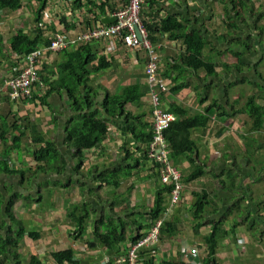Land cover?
Listing matches in <instances>:
<instances>
[{
  "label": "crops",
  "instance_id": "obj_1",
  "mask_svg": "<svg viewBox=\"0 0 264 264\" xmlns=\"http://www.w3.org/2000/svg\"><path fill=\"white\" fill-rule=\"evenodd\" d=\"M21 1L22 8L0 11V164L8 160L6 163L10 169V175L0 174V190L5 201L4 209L11 197H18L14 199L11 211L27 229L19 249L22 264H31L32 256L40 260V264H58L52 259L51 252L62 249L76 251V262L65 264H117V258L127 255L131 242L127 240L119 245L107 246L95 238L92 227L85 239L77 240L74 236L76 224L69 218L68 211L75 205L89 203L93 211L92 220H99L104 215L112 214L115 202L117 219L126 224L128 237L146 234L149 229L139 225L140 222L148 224V213L154 205L157 187L161 185L158 170L151 162H140L134 167L133 177L121 180L117 190L103 184L100 180L102 175L113 179L119 169L131 168L133 160L140 159V154H135L134 159L130 157L127 150L134 152L136 146L132 140L127 141V136L112 124L103 143L84 152V166L76 172L79 164L75 158L77 149L68 141V130L74 126L78 113L69 102L71 98L68 94L53 90L44 101L41 100L42 96L24 101L10 98L6 84L22 67L24 55L13 50L11 41L20 31L33 36L37 25L33 6L38 2ZM50 1L42 15L52 24L50 28L66 30L69 34L83 30L81 20L82 15L88 20L85 16L87 9L74 10V0H56L49 6ZM92 1L97 3L99 0ZM110 4L114 8H121L127 4V0H111ZM52 11L55 17L51 15ZM256 11L257 15L264 16V0H248L244 4L239 0H147L145 3V24L153 25L158 24L159 20L177 18L185 24L187 31H199L204 36L205 57L218 65L227 63L230 67L227 70L218 67L219 77H207L203 70L195 72L186 67L182 72L184 39H172L168 32H152L161 55V73L170 88L163 97V108L169 110L173 103H177L195 115L204 112L210 105L214 107L210 111L208 126L192 132L198 147V161L205 165L207 175L185 185L184 197L179 205L173 207L171 197L166 199L168 210L163 217L166 223L176 228V233L164 232L159 244L143 248L144 260L153 259L154 264L191 263L189 256H186L190 248L198 247L203 238L210 234L211 216L219 219L223 212H229L228 206L222 207L221 204L218 212L209 209L204 215L208 217L206 224L196 233V221L190 212L194 200L192 195L206 192L214 201L233 200L231 194L219 193L217 188L222 169L233 165L240 175L247 177L246 183L251 188L253 200L250 209L243 205L242 210L234 211L241 224L237 229L236 241L225 239L221 242L217 256L221 264H264V245L254 241L256 237L264 236V226H255V238L247 229L255 217L264 216V128L252 130L253 118L243 112L251 96L257 106L264 108V95L256 86H264V81H259L256 74L260 73L264 78V31L257 29L261 23L255 16ZM68 12L80 19V25L75 29L65 28L63 19ZM108 16L107 8V13L100 18L103 17V21L112 20ZM67 23L71 24L69 21ZM250 38L253 43L251 48L235 42ZM95 47L101 55L104 53L100 50L104 47L100 41L96 42ZM114 48L116 51L108 55L112 67L99 73L98 76H101L96 84H103L112 94H120L125 87L140 83L146 92V51L131 49L122 43L115 44ZM229 49L239 52L240 57ZM48 53L45 55V65L51 71L62 61L63 53ZM239 58L244 65H236ZM183 84L186 88L179 94L172 92V88H179ZM97 108L100 109V106L97 105ZM126 108L135 115H146V122L152 121L153 108L148 91L141 101L128 103ZM41 139L50 140L57 146L61 153L59 161L64 159L66 163L62 174L50 172L51 165L48 173H30L31 167L35 166L33 152L42 144L38 143ZM170 149L172 159L171 145ZM176 169L186 177L191 166L183 161ZM43 201H49L48 206L43 207ZM232 223L230 219L226 221L225 228L230 229ZM89 241L96 244L88 246ZM200 251L205 256V247Z\"/></svg>",
  "mask_w": 264,
  "mask_h": 264
},
{
  "label": "trees",
  "instance_id": "obj_2",
  "mask_svg": "<svg viewBox=\"0 0 264 264\" xmlns=\"http://www.w3.org/2000/svg\"><path fill=\"white\" fill-rule=\"evenodd\" d=\"M28 1L31 3L38 2L40 4L39 10L36 13V32H34V35L32 36L28 35L24 31H20V33L12 39L11 42L13 50L19 54H24L21 60L22 67L19 68L17 74H15L13 78L20 76L25 70V62L23 63V61L27 60L29 53L41 46L49 45L50 36L57 31L50 28L52 24H50L47 19L44 20L42 17L48 0ZM74 1V10L89 7L90 9L87 10H90V14L98 13V22L103 18H100L101 15H105L107 13V8L112 6L110 4L111 0H99L97 3L92 0ZM245 1L248 0H239V2L243 4ZM22 6L23 4L21 0H0V11L6 9L17 10L22 8ZM94 9H97V12H95ZM244 9H246V7H244ZM252 13L254 14V11H252ZM255 16H258L257 20L261 23V25L257 26V29L260 32H263L264 22H262V19L264 16L261 14L257 15V11ZM87 18L88 20L86 17H84L85 20H81V23L84 25V31H88L93 28V20L90 16H87ZM63 20L66 29H75L80 25V19H78L77 15H74V18L71 20H66L65 18ZM67 21L71 22V24L67 23ZM159 21L160 22L158 24L153 25L145 24L144 22L146 27L149 29L151 40L153 42L155 41V37L152 36V32L155 31L168 32L170 33V37L172 39H184L185 53L182 55V72H184L186 67L194 70L195 72L203 70L205 71L207 77H219L220 74L217 71L218 67L221 66L226 70L229 69V64L223 63L218 65L217 63H214L211 58H207L203 55L206 40L199 31H187L185 24L174 17ZM233 27L237 28L236 26ZM99 41L104 46L103 49H100L104 52L102 55L95 47L96 42ZM235 42L236 44L246 46L247 48H251V46H253L251 38L249 40L238 39ZM114 51L116 50L109 47L107 40L91 39L89 42H82L72 48L54 51L61 52L63 55L61 54L62 61L56 64L51 71H49L47 65H45L46 60L44 56L42 58V62L35 64L42 75L41 80L34 83V86H37L35 88L36 90L34 89V92L38 94L29 100H35L37 98H41L40 96H42L41 100L44 101L49 93L53 92V90L66 92L69 98H71L69 102H72L75 111L78 113V118L74 126L68 130V141L71 142L77 149L75 158L78 159L79 164L76 172H79L84 166V152L88 149H93L101 145L105 137L109 134L110 125L114 124L118 130H120L121 134L127 136V141L128 139L132 140L136 146L134 152L127 150L130 157L134 159L135 154H140V159L135 158L132 165L130 164L131 168L123 167L122 169H119L113 179L109 180L107 179V176L102 175L100 178V180L102 179V183L108 184L109 187L117 190L120 188V181L132 178L134 175L133 172L135 171L134 167L139 165L140 162L145 161L151 162L154 169L158 170V178L161 183L160 177L163 166L155 159H151L149 157V147L153 141L151 122H146L144 118L146 115H135L126 108L128 103H138L141 101L143 96L146 95L147 90L145 92L142 84L134 83L125 87L122 93L112 94L103 84H96L101 76H98L99 73L105 72L112 67V60H108V55H111ZM229 51H232L231 53L235 56L240 57L239 52H236L233 49H229ZM48 52L54 53L50 50H48ZM236 65L244 64L240 62L239 58V63ZM91 67H93V69ZM256 74L258 75L259 81H264V78L260 73ZM256 86L264 95V86L259 84ZM185 88L186 85L183 84L179 88H172V92L174 94H179ZM98 98L100 101H96ZM20 100L24 101L28 99L21 98ZM97 105L100 106V109L97 108ZM213 107L214 105H210L205 108L204 112L197 113L195 115H191L189 113V109L180 106L177 103H173L168 110L170 113H174L178 117L177 121L172 124L171 128L165 132V140L172 147L173 163L171 162V164L174 167H177L181 165L183 161H186L191 166L190 173L186 177L182 175L180 185H183L184 188L186 184L201 180L207 175L205 165L198 161V147L192 137V132L195 129L208 126L211 119L210 111ZM243 112L249 114L251 119L253 118L252 130L258 131L264 128V108L257 106L252 96L247 100ZM38 143L42 144L39 145L33 152V162H35V166L31 167L30 173L34 175H39L45 172L48 173L47 169L49 168V165L52 166L50 169V172L52 173L62 174L65 172L66 163L64 159L59 161L61 153L59 152L57 146H55V143L45 139H41ZM123 148L127 149V147ZM6 162L8 163V160L0 164V174L10 175L9 165ZM222 172V176H220L218 181V192L220 193V191H222L231 194L233 196V200L228 201L220 199L218 201H214L213 199H210L209 194L206 192L193 193L192 195L194 200L190 212L191 217L196 221V233H198L199 230L206 224L208 217H205L204 215L209 209L218 212L217 208L219 204H221L222 207L228 206L229 210L227 213L223 212V216L219 219H215L211 216V219L209 220L211 232L203 238L202 242L198 246L199 260L202 259V261H200L201 264H221L217 256L218 248L221 242H224L225 239L236 241L235 238L237 236V229L241 225L239 217L234 214V211L242 210L244 208L243 205L250 209L251 200H253L251 196V188L246 183V176L240 175V171H237L233 165L225 166L222 169ZM22 175L24 176L25 173H22ZM177 188V184H161L157 187L154 205L148 213V220L150 222L148 221V224L146 225L140 222L141 225H139V227L144 228L145 226L146 230L149 229L151 231L157 221L162 220L161 229L159 230V240L153 246L160 243L161 234L164 232H168L170 234L176 233V228L171 223L168 224L165 222L163 213L168 210L166 209V199L169 197H171V205L173 207L182 202L185 191L181 202L177 205L172 204V198L174 193L177 191ZM131 189L133 190V187ZM16 198L18 197H11L8 206L4 209L3 205L5 201L0 190V264H22L19 249L21 242L26 236L27 229L23 222L16 218L11 211V207L14 205V199ZM246 202L249 204L246 205ZM112 209V214L104 215L102 219L99 220H92L93 211L89 203L75 205L69 209L68 216L76 224V230L74 232L75 238L77 240L85 239L88 235L90 227L93 228L95 238L107 246L116 244L119 245L129 240L131 242V247L147 236V233H139L132 234L128 237V233L125 228L126 224L124 221H119L117 219V214L115 213V202L112 205ZM229 219L233 221V223L231 228L227 230L225 228V222ZM258 224L264 226V216L261 215L260 217H255V219L251 221V225L247 228L253 238H255L253 230ZM254 241L264 245V236L256 237ZM95 244V242H88V246ZM202 247H205V256L201 254L200 249ZM188 256L191 261L190 264H198L194 261L195 257L191 254L190 250L186 257ZM51 257L54 262L58 264L75 263L76 251L75 249L56 250L51 252ZM140 257L142 259V264H154L153 259H143V251H141ZM31 259V264H40V260H38L35 256H32Z\"/></svg>",
  "mask_w": 264,
  "mask_h": 264
},
{
  "label": "built area",
  "instance_id": "obj_3",
  "mask_svg": "<svg viewBox=\"0 0 264 264\" xmlns=\"http://www.w3.org/2000/svg\"><path fill=\"white\" fill-rule=\"evenodd\" d=\"M146 1L127 0V4L121 8L108 7V18L115 21L113 24H104L103 20L98 22V13L90 14V10H87L88 14L85 16L91 17L94 22L93 28L88 31L81 30L77 34H69L66 30H57L50 36L49 45L41 46L29 53L27 60L23 61V63L25 62V70L20 76L8 80L6 86L12 100H20L21 98L29 100L38 94L34 92L37 87L34 86V83L40 81L42 75L35 64L43 61L42 58L48 50L54 52L72 48L82 42H89L91 39L107 40L109 47L113 49H115V44L122 43L131 49L145 50L147 55L145 63L146 86L153 108L151 121L153 141L149 147V157L163 166L160 177L161 184H177V191L172 198V204L177 205L182 200L185 188L180 185L181 173L171 164V149L165 140V132L171 128L178 117L165 110L162 105L163 95L169 93L170 88L161 74L159 47L151 40L149 29L144 24L143 11ZM84 8L90 9L89 7ZM94 11L97 12V9ZM83 16L82 20H85ZM65 18L67 20L73 19L74 13H66ZM161 225L162 220L157 221L146 237L130 247L127 256L117 259V264H142L141 250L158 242ZM189 250L195 257L194 261L200 264L198 247H192Z\"/></svg>",
  "mask_w": 264,
  "mask_h": 264
},
{
  "label": "rangeland",
  "instance_id": "obj_4",
  "mask_svg": "<svg viewBox=\"0 0 264 264\" xmlns=\"http://www.w3.org/2000/svg\"><path fill=\"white\" fill-rule=\"evenodd\" d=\"M56 0H51L50 1V5L49 6H51L52 4H53V2H55ZM57 1H59V0H57ZM38 8H39V6H38V3H34V6H33V11H34V15H36V13H37V11H38ZM51 15H55L54 13H53V11H52V13H51ZM55 17V16H54ZM57 17H59V18H61L62 16H57ZM36 18H37V16H36ZM108 20V19H107ZM115 23V22H114ZM106 24V23H105ZM113 24V23H112ZM145 74V73H144ZM145 77H146V75H145ZM175 168H176V166H175ZM180 172V171H179ZM181 173V172H180ZM181 175H182V173H181ZM48 204H49V201H43L42 202V206L43 207H46V206H48ZM28 223L30 224V222L28 221ZM25 225V224H24ZM150 231V230H149ZM149 233V232H148ZM147 233V234H148ZM201 264V263H200Z\"/></svg>",
  "mask_w": 264,
  "mask_h": 264
},
{
  "label": "water",
  "instance_id": "obj_5",
  "mask_svg": "<svg viewBox=\"0 0 264 264\" xmlns=\"http://www.w3.org/2000/svg\"><path fill=\"white\" fill-rule=\"evenodd\" d=\"M114 22H115L114 20H104V23H106V24H112Z\"/></svg>",
  "mask_w": 264,
  "mask_h": 264
},
{
  "label": "bare ground",
  "instance_id": "obj_6",
  "mask_svg": "<svg viewBox=\"0 0 264 264\" xmlns=\"http://www.w3.org/2000/svg\"><path fill=\"white\" fill-rule=\"evenodd\" d=\"M36 90V89H35Z\"/></svg>",
  "mask_w": 264,
  "mask_h": 264
}]
</instances>
